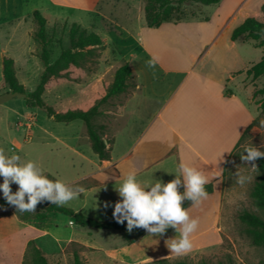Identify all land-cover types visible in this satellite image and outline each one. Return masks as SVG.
Masks as SVG:
<instances>
[{
  "label": "crops",
  "instance_id": "obj_1",
  "mask_svg": "<svg viewBox=\"0 0 264 264\" xmlns=\"http://www.w3.org/2000/svg\"><path fill=\"white\" fill-rule=\"evenodd\" d=\"M99 1L83 4L84 0H45L47 5H71L90 13L95 12ZM263 3L264 0H220L210 11L201 10L202 4L195 3L201 11L199 18L164 22L157 27L138 20L128 34L137 43L139 53L131 51L126 59L136 85L117 107L112 140L107 145L110 159L99 160L93 154L100 162L98 166L69 181L78 183L87 178L91 183L80 187L83 192L65 206L97 220L114 218L113 206L121 199L115 186L127 171L135 169L142 182L158 179L166 183L175 178L181 163L202 170L208 177L207 184H212V191L202 202L220 193L226 163L261 111L263 94L255 92L264 87V74L253 78L246 72L261 60L263 52L254 51L264 45L256 46L245 35L232 40L231 34L249 16L264 21ZM226 90L230 95L225 94ZM77 127L83 129L82 124ZM187 208L198 220L208 210L195 215L193 211L198 206L191 202ZM215 208L219 210V205ZM48 215L43 219L49 221L45 229L32 219L17 218L11 235L7 234L13 243L0 254V264H22L29 240L47 259L67 242L87 249L96 247L93 249L114 259L145 256L150 251L143 243L147 233L127 244L121 239L114 241L108 234L119 231L105 230L108 237L102 236L101 243H95V239L74 237L73 231L62 229L60 224L72 218L59 213ZM175 235L178 233L168 228L163 240Z\"/></svg>",
  "mask_w": 264,
  "mask_h": 264
},
{
  "label": "rangeland",
  "instance_id": "obj_2",
  "mask_svg": "<svg viewBox=\"0 0 264 264\" xmlns=\"http://www.w3.org/2000/svg\"><path fill=\"white\" fill-rule=\"evenodd\" d=\"M89 1L94 0H84L82 3L86 4ZM213 5L202 4L200 9L210 11ZM144 6L145 0H100L96 4L95 12L90 13L87 10L73 8L71 5H47L45 0H0V94L9 90L2 86L4 56L13 58L17 78L24 85L25 92L32 91L39 82L44 65L39 57L41 45L33 39L38 27L32 17L34 9H39L47 20L45 31L48 37L47 49L50 52V62L58 56L61 49L68 47V32L71 24L75 22L79 28H84L87 32L95 31L101 36L104 48L97 58L98 63L93 66L92 71L79 73L78 81H53L43 92L42 98L55 111L68 108L85 110L97 106L100 113L95 116L93 122L103 125V137L112 140L117 107L135 88V78L129 80L125 93L105 100H102V97L112 82L116 69L126 62L131 51L139 53L138 45L128 31L136 26L139 19L147 25ZM172 14L180 20L192 19L199 18L201 11L195 3H188L174 6ZM133 37L137 39L136 36ZM254 52H263L264 55V48L261 47ZM261 83L264 85V76ZM77 124H82L83 129L77 127ZM250 144L264 151L262 111L228 159L220 193H216L211 200L201 202L197 205L198 209L193 211V214L199 215L208 209L205 216L199 220L197 231L191 237L193 248L187 254L171 253L166 241L163 240L164 234L150 237L147 233L143 243L146 245V251L148 249L150 251L145 256L132 255L127 259H114L105 255L104 251L93 249L96 247L87 249L79 246L78 243L67 242L62 249L49 256V263L73 264L72 253L77 250L86 264H151L160 258L170 261L186 259L191 263L206 260L210 264L231 262L264 264V245L253 244L245 226L238 219V213L242 209L262 214L254 207L250 197L251 188L258 178L259 171L241 159L245 147ZM0 151L9 156L19 155L22 160L35 161L49 179L62 180L70 187L75 182L69 181L83 172L95 169L100 163L93 156L94 152L83 121L76 119L72 125L57 122L52 116H48L43 108L27 106L23 97H13L0 103ZM237 172H242L249 179L244 184L238 183ZM2 180L3 178L0 177V182ZM90 183V179L84 178L74 187L80 188ZM10 187L13 192L18 189V185L14 183ZM0 197H3L2 191ZM216 204L217 207L219 205L217 208L219 210H216ZM191 212L192 210L189 211L190 214ZM17 218L15 208H0V254H4L8 245L13 243L12 237L7 234L11 235L15 222H18ZM32 220L39 224L41 229H45L49 222ZM49 220L51 221L52 218L49 217ZM64 221L60 226L64 230L73 231L74 237L95 239V243L100 242L102 236L108 237L105 230L80 227L74 219ZM169 229L173 228L169 227ZM108 234L114 241L121 239L125 243L121 233ZM25 253L26 250L22 262Z\"/></svg>",
  "mask_w": 264,
  "mask_h": 264
},
{
  "label": "trees",
  "instance_id": "obj_3",
  "mask_svg": "<svg viewBox=\"0 0 264 264\" xmlns=\"http://www.w3.org/2000/svg\"><path fill=\"white\" fill-rule=\"evenodd\" d=\"M220 0H145V17L148 27H157L164 22H177L180 19L173 17L172 10L174 6H181L188 3L200 4H216ZM264 15V3L261 8ZM32 17L36 21L38 27L33 34V39L41 45L40 59L43 62L44 69L39 77V82L30 92H25V87L19 82L14 60L11 57L4 56L2 58V86L9 90L26 93L25 102L29 107L43 108L48 116H52L57 122L69 123L73 120H81L86 125L88 138L92 151L97 155L99 160L110 159V147L107 145L111 140L104 138V126L93 122L95 116L100 112L97 106H92L88 109L68 108L63 111H55L52 106L45 103L42 98L43 92L53 81H78V74L82 71H92L98 63L97 58L101 50L104 48L101 36L95 31L87 32L84 28H79L75 22L71 24L68 32L67 48L61 49L58 56L50 62V52L47 49L48 37L45 31L46 18L39 9L32 12ZM241 35L255 41L256 46L264 45V21L257 19L256 16L247 17L240 25L233 29L231 39L235 40ZM94 66V67H93ZM247 74L256 78L264 74V55L261 60L253 64L247 69ZM132 69L128 62L120 65L115 73L112 82L108 85L102 100L117 96L127 90L128 81L132 78ZM262 93L263 99L260 103V109L264 113V87L256 90L255 93ZM226 95H230L228 90ZM256 118L246 128L245 132L239 139L236 147H238L248 129L255 123ZM246 154V153H245ZM231 156V155H230ZM256 169L259 171L257 180L254 182L250 197L254 207L262 214L242 209L238 213L239 221L245 226V230L255 245H264V157L258 158L255 161ZM76 184V183H75ZM75 184L72 186L74 187ZM75 188V187H74ZM207 193L212 191V184L205 185ZM189 201L184 202V207H188ZM13 207L7 203L4 197H0V208ZM16 209V208H15ZM49 213H59L74 219L75 223L80 227H91L102 230H116L122 234L123 240L127 243L137 241L147 232L143 228H134L129 232L126 228V222L121 224L115 218L97 220L85 214L75 211L67 206H56L48 201L38 203L35 212H17L20 220L29 219H45ZM76 244V242H72ZM83 247L82 245L78 244ZM73 264H84L83 257L79 251L74 250L72 253ZM22 264H50L43 251L35 244L33 240L27 243L25 258ZM151 264H210L206 260H201L197 263H191L186 259H177L170 261L166 258H160L153 261ZM229 264H233L232 262Z\"/></svg>",
  "mask_w": 264,
  "mask_h": 264
},
{
  "label": "clouds",
  "instance_id": "obj_4",
  "mask_svg": "<svg viewBox=\"0 0 264 264\" xmlns=\"http://www.w3.org/2000/svg\"><path fill=\"white\" fill-rule=\"evenodd\" d=\"M262 157L264 151L252 144L241 154V159L252 168H256L254 162ZM174 173L175 178L165 183L158 179L142 182L135 169L127 171L115 186L121 199L115 202L112 215L118 223L126 222L127 231L143 228L150 237L163 235L169 227L173 228L178 235L166 241L167 247L171 253L184 255L192 250L191 237L199 227V220L190 215L184 202L197 206L207 197L208 177L187 163H181ZM236 175L240 184L249 179L242 172ZM0 177L4 199L19 213L35 212L37 204L43 201L64 206L83 192L82 188L70 187L62 180L49 179L35 161L22 160L19 155L9 156L3 151H0ZM13 183L18 185L15 192L10 187Z\"/></svg>",
  "mask_w": 264,
  "mask_h": 264
},
{
  "label": "water",
  "instance_id": "obj_5",
  "mask_svg": "<svg viewBox=\"0 0 264 264\" xmlns=\"http://www.w3.org/2000/svg\"><path fill=\"white\" fill-rule=\"evenodd\" d=\"M13 97H26V93L24 92H18V91H12V90H8L5 91L3 93L0 94V103H4L10 99H12Z\"/></svg>",
  "mask_w": 264,
  "mask_h": 264
}]
</instances>
